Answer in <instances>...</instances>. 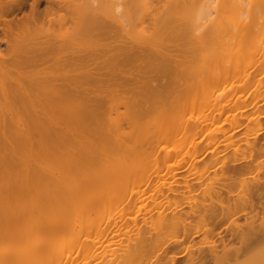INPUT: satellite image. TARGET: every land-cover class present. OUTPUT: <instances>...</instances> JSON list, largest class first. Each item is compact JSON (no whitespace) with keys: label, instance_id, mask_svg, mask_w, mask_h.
<instances>
[{"label":"bare ground","instance_id":"1","mask_svg":"<svg viewBox=\"0 0 264 264\" xmlns=\"http://www.w3.org/2000/svg\"><path fill=\"white\" fill-rule=\"evenodd\" d=\"M247 1H235L242 8L238 9L242 14H221L212 19L214 0H198L194 17L185 18L190 29L213 22L218 46L209 57L210 64L206 63L209 66L206 76L215 86L222 81L232 82L236 77L244 83L254 80L248 74L250 68L260 72L257 76L264 74V0L258 17L260 23L248 9H243L249 4ZM76 3H65L62 8L75 14L77 26L84 33L94 32L104 38L108 26L91 10L95 0ZM25 4L26 0L1 4L0 28L2 25L9 28L10 22L4 17L20 11ZM36 5L32 0L31 8ZM113 21L139 45L148 47L146 55L135 58L144 64L147 73L153 74L158 66L164 71L169 69V59L161 50L157 51L161 37L173 36L177 31L167 19L156 24L154 21L151 31L129 32L116 17ZM68 52L65 46L48 41L14 50L11 58L0 52V144L31 148L34 144L47 143L43 137H54L55 143L69 148L75 144L81 155L88 154L87 159H81L67 149L55 154L46 149L38 153L24 150L19 154L25 160L24 172L10 180L8 167L4 165L6 157L0 151V264H140L142 259L164 252L160 237L177 228L185 229L189 217L184 219L179 214L166 217L156 211L155 205L148 206L150 195L164 190L171 192L172 188L153 185L150 162L156 126L155 122H137L134 112L137 104L133 102L135 105L125 108L123 113L109 117L108 128L97 125L93 135L98 140H87L90 134L87 124L95 119L102 102L100 96L106 98L114 92L108 83L131 58H121V55L102 60L105 75L101 80L86 70L94 56L76 65L61 62L60 57ZM244 56L250 57L253 63L232 65ZM105 57L103 51L101 58ZM222 58L230 66L223 72V67L217 68ZM253 58L257 60L254 62ZM24 66L34 73L20 72ZM69 68L86 71L73 80L46 76ZM224 93L213 97L215 109L220 108L216 103ZM204 99L206 106L209 99ZM211 123L214 121L204 118L197 124ZM106 140L110 142L102 143ZM143 145L148 151L140 153L138 148ZM260 149L256 145L252 147L256 153ZM241 170L231 172L237 174ZM147 193L150 195L146 197ZM257 198L258 208L264 211V194L257 193ZM209 208L203 207L209 231L216 222L233 216L229 207H221L220 213ZM263 241L264 234H261L242 244L247 247L252 242ZM241 250H234L233 257ZM218 254L217 247L212 245L192 264L216 263Z\"/></svg>","mask_w":264,"mask_h":264},{"label":"rangeland","instance_id":"2","mask_svg":"<svg viewBox=\"0 0 264 264\" xmlns=\"http://www.w3.org/2000/svg\"><path fill=\"white\" fill-rule=\"evenodd\" d=\"M11 1L15 0H0V6ZM35 1L37 5L34 8H31L32 0H26L23 9L10 16L4 15L10 25L6 29L3 25L0 28V52L3 55L9 54L11 58L14 50L52 42L65 46L71 52L60 57L63 63L76 65L94 56L93 61H88L86 70L101 80L105 75L102 60H112L121 55V58H131L121 73L109 81L108 87L114 92L106 98L100 96L102 102L95 119L87 124L90 131L87 140H98L93 135L97 125L108 128L109 117L115 118L117 113L137 104L134 109L137 122H155L156 126L150 162L153 185L172 188L171 192L147 193L146 197L151 196L148 206L155 205L156 211L166 217L178 214L184 219L189 217L185 229L177 228L160 237L164 252L146 257L140 264H192L212 245L217 247L220 258L216 263L207 264H263L264 241L252 242L247 247L242 243L264 234V211L258 208L260 202L257 198V193L264 194V74L257 76L260 72L250 68L248 74L254 80L248 83L238 77L216 86L211 83L206 76L209 67L206 63L210 64L209 57L218 46L213 22L197 24L190 29L188 20H185L186 17H194L198 0H95L91 10L108 26V34L104 38L94 32L84 33L77 26L75 14L68 8V11L62 8L65 3L81 4L82 0ZM235 1L214 0L211 18L236 12L242 14L238 11L242 8ZM247 2L249 4L243 9H248L260 23L258 17L263 0ZM114 17L126 32L151 31L154 21L156 24L167 19L177 31L173 36H162L157 51L161 50L169 59V69L164 71L158 66L153 74L147 73L144 64L135 58L146 55L148 47L139 45L123 33L113 21ZM103 51L107 57L102 59ZM256 60L253 58L254 62ZM220 61L217 68L223 67L222 72L230 67L225 65L227 59ZM251 61L250 57L244 56L232 65L245 62L251 65ZM24 69L20 72L34 73L25 66ZM86 70L77 72L75 68H69L46 76L73 80ZM223 91L225 93L216 103L220 108L215 109L213 97ZM204 98L209 99L206 106ZM201 118L214 123L199 126L197 123L203 120ZM43 138L47 143L41 146L34 144L31 148L0 144L10 180L24 172L25 160L22 154L19 155L24 150L32 149L38 153L46 149L55 154L67 149L73 150L74 156L88 158L86 152L80 154L75 144L69 148L66 144L55 143L54 137ZM108 142L110 140L102 143ZM255 145L261 148L257 153L252 150ZM138 150L140 153L148 151L145 145ZM12 152H15L14 156ZM30 167L35 168L34 164ZM238 169H242L240 173L231 172ZM249 202L254 206L251 207ZM204 206H210L209 210L217 213L221 207H229L233 216L216 222L209 231ZM193 233L196 236L191 237ZM239 248L241 252L233 257L234 250Z\"/></svg>","mask_w":264,"mask_h":264}]
</instances>
